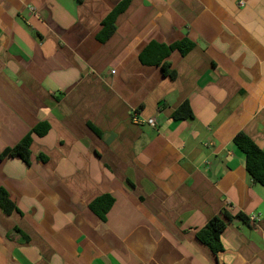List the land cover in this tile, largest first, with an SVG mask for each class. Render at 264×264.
<instances>
[{
  "label": "crops",
  "instance_id": "0c3cea01",
  "mask_svg": "<svg viewBox=\"0 0 264 264\" xmlns=\"http://www.w3.org/2000/svg\"><path fill=\"white\" fill-rule=\"evenodd\" d=\"M122 1L0 0V186L16 204L0 207V264H264V187L233 142L264 150V0H129L106 38ZM184 39L175 78L142 62ZM186 101L193 118L174 119ZM29 133V164L1 157ZM223 210L251 224L229 221L215 254L197 233Z\"/></svg>",
  "mask_w": 264,
  "mask_h": 264
},
{
  "label": "trees",
  "instance_id": "16d2710c",
  "mask_svg": "<svg viewBox=\"0 0 264 264\" xmlns=\"http://www.w3.org/2000/svg\"><path fill=\"white\" fill-rule=\"evenodd\" d=\"M129 0H123L103 21L102 36L108 37L115 30V22L118 14L122 12L128 5ZM194 44L193 42L184 39L172 45H165L158 42H151L140 54L141 60L144 64L161 66L165 76L171 78L176 77V71L171 68L169 57L172 50H179L182 54L188 53ZM193 111L188 101L181 104L173 113L174 119H191L193 118ZM49 130L47 123L38 124L33 132L39 136L44 135ZM33 142L32 133L26 135L18 144L7 148L1 157L7 155L19 157L27 164L31 160V145ZM235 146L244 154L245 167L251 178L258 184L264 187V150L246 133L239 132L233 139ZM42 158V156H41ZM113 203L111 195H103L95 199L91 203V208L101 218L105 215ZM0 207L7 214L16 210V204L11 198L9 192L0 186ZM240 219L248 224H251L249 218L243 213L233 215L228 210H223L222 215L211 218L207 224L198 231L197 237L199 241L208 246L215 254L223 250L221 243V234L225 230L229 221Z\"/></svg>",
  "mask_w": 264,
  "mask_h": 264
},
{
  "label": "built area",
  "instance_id": "2783aa9c",
  "mask_svg": "<svg viewBox=\"0 0 264 264\" xmlns=\"http://www.w3.org/2000/svg\"><path fill=\"white\" fill-rule=\"evenodd\" d=\"M31 10H35V9H31ZM132 121L135 122V123H138V124H142V123H147L149 125H151L152 127H155L157 125V121L154 117H151V118H143L139 112L137 111H134V113L132 114ZM251 220H255L256 219V216H252L250 218Z\"/></svg>",
  "mask_w": 264,
  "mask_h": 264
}]
</instances>
